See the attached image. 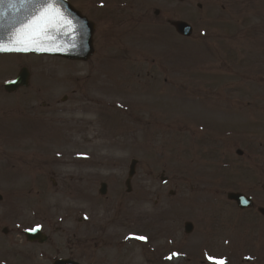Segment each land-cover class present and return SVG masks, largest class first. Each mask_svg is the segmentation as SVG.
<instances>
[{"label":"rangeland","instance_id":"rangeland-1","mask_svg":"<svg viewBox=\"0 0 264 264\" xmlns=\"http://www.w3.org/2000/svg\"><path fill=\"white\" fill-rule=\"evenodd\" d=\"M72 1L97 25L96 56L86 64L31 57V112L25 113L33 124L13 125L10 139L0 137V167L14 168L0 173V185L25 182L31 158L26 153L33 150L41 159L35 162L45 166L47 199H57L51 189L59 182L57 202L64 211L77 202L75 189L82 181L95 184L96 197L101 181L110 187L108 200L95 201L97 214L118 210L120 202L121 212L133 218L145 215L140 211L161 213L167 195L156 199L154 194L177 184L190 197L194 214L209 216L205 202L219 190L220 216L230 227L233 218L237 227L247 226L254 214L227 205L226 194L241 190L263 196L264 0ZM177 20L193 27L191 39H181L168 25ZM18 63L0 58V83L11 78ZM24 103L20 96L0 101V114L7 112L0 119L13 118L12 107L28 111ZM205 148H213L218 163H229L220 183L204 181L217 166L214 160L206 164ZM183 153L191 160L186 170L184 161L170 162ZM133 159L138 167L127 195L124 181ZM245 163L256 173H244ZM162 169L171 185L158 181ZM144 182L150 196L140 193ZM11 189L25 210L27 197ZM111 219L106 220L110 229Z\"/></svg>","mask_w":264,"mask_h":264},{"label":"flooded vegetation","instance_id":"flooded-vegetation-1","mask_svg":"<svg viewBox=\"0 0 264 264\" xmlns=\"http://www.w3.org/2000/svg\"><path fill=\"white\" fill-rule=\"evenodd\" d=\"M0 57L18 59L19 73L27 67L30 55ZM38 167L39 177L27 180L28 194L34 192V196L27 198L25 211H15L0 189V264H213V260L264 264V217L244 233L232 234L233 230L223 227L218 213L210 226L208 221H192L188 201L170 191L167 218L147 217L146 225L139 217L133 228L125 217L113 213L110 229L102 226L109 213L96 214L91 204L75 212H64L58 204L48 206L46 189H41L44 165ZM54 188L58 190V184ZM82 194L89 197L94 191L87 189ZM118 219L122 221L120 228L116 227ZM130 236L146 237V241Z\"/></svg>","mask_w":264,"mask_h":264},{"label":"water","instance_id":"water-1","mask_svg":"<svg viewBox=\"0 0 264 264\" xmlns=\"http://www.w3.org/2000/svg\"><path fill=\"white\" fill-rule=\"evenodd\" d=\"M46 2L47 0H0V43L7 45L12 39H14L19 31L36 17L41 6ZM57 6L72 25L70 29L61 27L59 30H53L50 33L53 38L51 43L62 47L64 49L63 51L0 53H32L61 57L68 60L87 61L93 55L92 36L94 26L66 1L57 0ZM172 25L182 36H190L192 34L191 27L185 23L174 22ZM15 84H12L13 86L9 88V91H13L21 85L17 82ZM134 171L135 162L131 165L129 180L134 175ZM102 193H105V186H103ZM229 199L235 200L242 208H245L248 205L246 200L237 194H230Z\"/></svg>","mask_w":264,"mask_h":264},{"label":"snow or ice","instance_id":"snow-or-ice-1","mask_svg":"<svg viewBox=\"0 0 264 264\" xmlns=\"http://www.w3.org/2000/svg\"><path fill=\"white\" fill-rule=\"evenodd\" d=\"M61 27L71 28V22L66 19L57 0H47L43 4L36 17L22 28L19 33L7 45L0 43V52H58L64 49L51 43L53 30ZM137 240L146 241V237H133ZM213 259V258H209ZM213 264H226L225 261L213 260Z\"/></svg>","mask_w":264,"mask_h":264}]
</instances>
